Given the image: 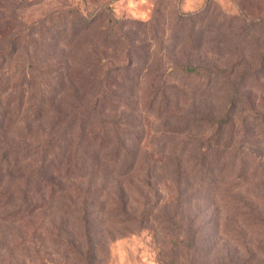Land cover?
I'll use <instances>...</instances> for the list:
<instances>
[{
  "label": "rangeland",
  "instance_id": "374dc122",
  "mask_svg": "<svg viewBox=\"0 0 264 264\" xmlns=\"http://www.w3.org/2000/svg\"><path fill=\"white\" fill-rule=\"evenodd\" d=\"M263 46L264 0H0V195L46 177L59 189L19 220L0 202V264H83L85 228L92 264H264V70L216 129L198 119L225 117L227 79L175 69H256ZM92 58L122 68L107 85L120 98L89 121L119 125L115 161L78 147L70 118L91 101L76 80ZM164 81L177 106L151 112Z\"/></svg>",
  "mask_w": 264,
  "mask_h": 264
},
{
  "label": "trees",
  "instance_id": "16d2710c",
  "mask_svg": "<svg viewBox=\"0 0 264 264\" xmlns=\"http://www.w3.org/2000/svg\"><path fill=\"white\" fill-rule=\"evenodd\" d=\"M244 23V19H240ZM243 33H245V30L243 27L240 29ZM254 58H257L259 60H263V64H260L258 68L252 67V63L247 64V67L245 69H242L238 72H234L233 70H227L222 69L219 67H216L215 69H209L208 67L205 68L204 66L192 64L185 67H175L179 68V70L182 71V73L187 77H199L201 79H209L212 80L215 77L225 78L227 79V83L231 85V88L233 89V96L230 99L225 117L220 120H213V117L211 115H208L207 113H201L199 117V121L203 122L206 125H209L210 127H215L216 129H222L224 128V123L227 122L230 116V111L234 107L232 104V100L234 96H238V87L245 83L248 80H257L259 79V76L261 72L264 70V46L259 47L252 60ZM87 60V59H86ZM132 60L130 59V62ZM89 67L87 73L85 74L81 79L76 80L77 82V90L78 87L81 89L83 93V97H91V101L85 105L81 110L77 111L75 110L72 114L71 122L73 121V125L76 123L81 124V131L78 133V141L77 146L81 147L82 143H84L86 140L88 142V149H95L97 152L101 151L105 154L106 157L109 156L113 161L116 160V158L121 157V155L125 152L126 147H122V142L120 138L121 129L118 127L119 125L116 123L114 131H112V128L106 129L105 127L101 126V128H97L94 126V124H91L89 122L91 120L92 116H99V114L102 113L101 108L112 105V102L117 101L120 97L113 89H107V85H111L112 73H118L122 70L120 66H117L115 64L106 63L101 61V59H90ZM95 66H102V69H95ZM130 67V66H126ZM177 72V71H175ZM81 73L74 72L72 74L74 77H79ZM171 72H166L164 75L165 77L172 75ZM231 78H234V82L230 81ZM72 83V82H71ZM73 88V85H72ZM174 89V90H172ZM178 89L177 88H168L165 87V81L155 87L154 89L150 90L148 92V109L151 112L153 111V105L156 101H158V98H160V101L162 102V105L160 106V109H158V113L161 114L162 112H166L167 114H170L174 108H176L177 103L176 100L178 98ZM185 95L182 92V96ZM256 111V109L254 108ZM232 119V118H231ZM230 119V120H231ZM98 124H102L105 122L103 118L98 119ZM106 123V122H105ZM230 123V121H229ZM89 124L90 129L87 131V125ZM118 125V126H117ZM75 127H78V125H75ZM57 135L53 137V140L56 141ZM98 164V163H97ZM97 164H94V166H99ZM94 167V168H95ZM56 168V166H55ZM55 169H50V172H53ZM45 172H48V169L46 168L44 170V167H40V177L43 176ZM55 180L49 179L48 177L43 178L42 182L36 183V185L32 188L30 185H26L25 188H21L20 185L10 184L8 188L6 189L5 193L3 195H0V202L3 204L1 206H9L12 202H14L13 208L11 210V213L9 214L10 218L19 220L22 219L25 215H27V211L29 208V204L31 202L30 196L37 195V198L42 199V188H48L50 189L51 197L59 191L58 189V183L54 182ZM44 183V184H43ZM43 184V185H41ZM1 186V185H0ZM39 195V197H38ZM7 200V201H6ZM18 203V204H16ZM16 204V205H15ZM92 234L89 231L88 228H85L83 231V238L84 243L82 245V249L78 248L76 246H73L72 248V254L75 260L81 261L83 264H92V256H93V244H92Z\"/></svg>",
  "mask_w": 264,
  "mask_h": 264
}]
</instances>
